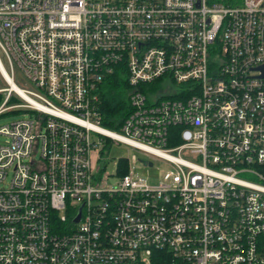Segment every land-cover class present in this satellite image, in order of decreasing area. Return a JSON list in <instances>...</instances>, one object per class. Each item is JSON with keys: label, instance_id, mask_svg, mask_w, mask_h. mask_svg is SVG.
<instances>
[{"label": "built area", "instance_id": "2783aa9c", "mask_svg": "<svg viewBox=\"0 0 264 264\" xmlns=\"http://www.w3.org/2000/svg\"><path fill=\"white\" fill-rule=\"evenodd\" d=\"M0 63V114L32 85L0 126V264H264V0H0ZM119 143L144 157L110 175Z\"/></svg>", "mask_w": 264, "mask_h": 264}, {"label": "rangeland", "instance_id": "374dc122", "mask_svg": "<svg viewBox=\"0 0 264 264\" xmlns=\"http://www.w3.org/2000/svg\"><path fill=\"white\" fill-rule=\"evenodd\" d=\"M16 75L17 77H20L18 71ZM17 84L22 88L24 87L30 89V87H32V85L25 84L21 78H18ZM8 88V84L0 74V106L5 100L7 95L6 89ZM23 105H25L24 100L16 93H12V97L6 101V107H8V109L0 114V126L7 122L24 117L25 114L23 113L25 109ZM2 142H4V138L0 136V143ZM110 142V140H107L106 144L109 145ZM133 154H136L139 158L144 157L142 154H139L137 151L131 149L125 144L119 143L111 145L106 157V169L104 170L105 173L110 175L115 174L116 165L119 160L125 162L126 159L129 160ZM168 168H170L169 165L163 160H154L151 167H145L139 163L135 169V172L140 176L146 177L149 182L157 184L160 181L163 171ZM110 180H113V177L110 178Z\"/></svg>", "mask_w": 264, "mask_h": 264}, {"label": "trees", "instance_id": "16d2710c", "mask_svg": "<svg viewBox=\"0 0 264 264\" xmlns=\"http://www.w3.org/2000/svg\"><path fill=\"white\" fill-rule=\"evenodd\" d=\"M227 5H235L241 0H217ZM129 86L124 75L118 70L108 76L100 85L98 93V110L100 113V123L109 129L118 128L121 121L128 113L127 93ZM175 128V127H174ZM172 128V129H174ZM180 139L173 138L168 141V145L179 143ZM123 164V163H122Z\"/></svg>", "mask_w": 264, "mask_h": 264}, {"label": "bare ground", "instance_id": "6f19581e", "mask_svg": "<svg viewBox=\"0 0 264 264\" xmlns=\"http://www.w3.org/2000/svg\"><path fill=\"white\" fill-rule=\"evenodd\" d=\"M0 73L4 78L9 79V81L11 82V79L8 78L9 76L1 63H0ZM10 86H11V90L15 91L17 94H24L22 89L16 83H10Z\"/></svg>", "mask_w": 264, "mask_h": 264}, {"label": "water", "instance_id": "95a60500", "mask_svg": "<svg viewBox=\"0 0 264 264\" xmlns=\"http://www.w3.org/2000/svg\"><path fill=\"white\" fill-rule=\"evenodd\" d=\"M261 72V76H264V65H261L257 68ZM142 164L144 166H151L152 163L150 161L142 160ZM79 220V214L74 218V222H77Z\"/></svg>", "mask_w": 264, "mask_h": 264}]
</instances>
